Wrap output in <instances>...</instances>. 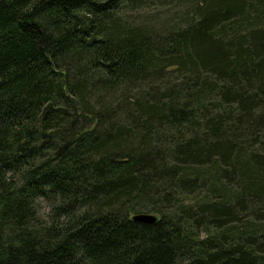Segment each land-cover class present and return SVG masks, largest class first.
I'll return each mask as SVG.
<instances>
[{
	"label": "trees",
	"instance_id": "trees-1",
	"mask_svg": "<svg viewBox=\"0 0 264 264\" xmlns=\"http://www.w3.org/2000/svg\"><path fill=\"white\" fill-rule=\"evenodd\" d=\"M0 264H264V0H0Z\"/></svg>",
	"mask_w": 264,
	"mask_h": 264
},
{
	"label": "rangeland",
	"instance_id": "rangeland-1",
	"mask_svg": "<svg viewBox=\"0 0 264 264\" xmlns=\"http://www.w3.org/2000/svg\"><path fill=\"white\" fill-rule=\"evenodd\" d=\"M137 14L138 13H134V16H136ZM141 16H142V13L138 14V17H141ZM48 211H49L48 203L45 200H43V199H39V213H40V216L43 217V218H46L47 214H48Z\"/></svg>",
	"mask_w": 264,
	"mask_h": 264
},
{
	"label": "water",
	"instance_id": "water-1",
	"mask_svg": "<svg viewBox=\"0 0 264 264\" xmlns=\"http://www.w3.org/2000/svg\"><path fill=\"white\" fill-rule=\"evenodd\" d=\"M133 219L138 221H146V222H153L156 220V216L152 214H137L133 216Z\"/></svg>",
	"mask_w": 264,
	"mask_h": 264
}]
</instances>
